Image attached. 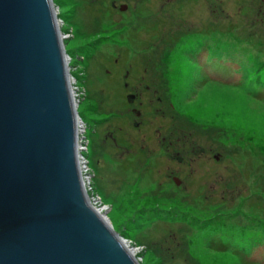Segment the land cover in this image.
Here are the masks:
<instances>
[{
  "label": "rangeland",
  "instance_id": "rangeland-1",
  "mask_svg": "<svg viewBox=\"0 0 264 264\" xmlns=\"http://www.w3.org/2000/svg\"><path fill=\"white\" fill-rule=\"evenodd\" d=\"M204 2L217 28L203 11L175 40L142 10L52 0L81 175L138 264H264V0Z\"/></svg>",
  "mask_w": 264,
  "mask_h": 264
},
{
  "label": "water",
  "instance_id": "water-1",
  "mask_svg": "<svg viewBox=\"0 0 264 264\" xmlns=\"http://www.w3.org/2000/svg\"><path fill=\"white\" fill-rule=\"evenodd\" d=\"M56 15L0 0V264H138L85 192Z\"/></svg>",
  "mask_w": 264,
  "mask_h": 264
},
{
  "label": "flooded vegetation",
  "instance_id": "flooded-vegetation-1",
  "mask_svg": "<svg viewBox=\"0 0 264 264\" xmlns=\"http://www.w3.org/2000/svg\"><path fill=\"white\" fill-rule=\"evenodd\" d=\"M93 7L100 3L104 4L105 12H107L108 17L112 22L121 23L124 21L126 14L129 11L137 14V11L142 10L143 14H139V23L140 21L146 22L151 21L149 24H145L148 26H156L160 21H163V24L167 27L169 26L168 33L172 36L173 39L178 40L176 37L180 35H184V33L188 32L190 29L195 28L199 31H202V21H200L202 12L205 11L210 19V24L205 27L207 30H213L217 28L218 22L213 20V14H209L208 5L204 2V0H90ZM153 8L160 13L153 12ZM246 8V6H245ZM153 12V13H152ZM161 15H163V20L161 19ZM191 16L198 18L196 23V27H191L189 25L188 18ZM156 17V18H155ZM246 17V15H245ZM194 22V23H195ZM244 22H246V18H244ZM141 23V24H142ZM187 26L189 29L187 30ZM134 71V69H133ZM127 73V70H126ZM127 86V84H125ZM145 90H148V87H145ZM132 95V97H131ZM126 96V101L128 103L136 102L142 94H131ZM130 98V101L128 100ZM141 104V103H140ZM178 162L181 163V159H177Z\"/></svg>",
  "mask_w": 264,
  "mask_h": 264
},
{
  "label": "bare ground",
  "instance_id": "bare-ground-1",
  "mask_svg": "<svg viewBox=\"0 0 264 264\" xmlns=\"http://www.w3.org/2000/svg\"><path fill=\"white\" fill-rule=\"evenodd\" d=\"M58 24H59V22H58ZM64 37H62V39H63ZM69 81L71 82V79L69 78ZM73 90V89H72ZM82 129H83V124H80L79 123V125H78V130H79V134H81L82 132ZM80 157H81V155H80ZM82 159V158H81ZM82 181H83V185H84V188H85V192H86V194H87V197H88V200H89V204L91 205V207H92V209H94V210H96L99 214L104 210V208L102 207V206H100V205H95V206H97L96 208L92 205V204H94L93 203V201L91 202V198H90V196H89V191H88V189L86 188L87 187V184L85 185V182H84V179L82 178ZM96 202V201H95ZM104 213V212H103ZM103 213H101V214H103ZM98 214V215H99ZM107 220V219H106ZM107 222H108V220H107ZM122 243H123V241H122ZM126 248H128V247H126ZM129 249V248H128ZM132 250V249H131ZM132 253L134 254V251L132 250ZM131 254V253H130Z\"/></svg>",
  "mask_w": 264,
  "mask_h": 264
},
{
  "label": "trees",
  "instance_id": "trees-1",
  "mask_svg": "<svg viewBox=\"0 0 264 264\" xmlns=\"http://www.w3.org/2000/svg\"><path fill=\"white\" fill-rule=\"evenodd\" d=\"M220 250H217V251H223V250H221V249H224V247H218ZM246 264H253V263H247L246 262Z\"/></svg>",
  "mask_w": 264,
  "mask_h": 264
}]
</instances>
